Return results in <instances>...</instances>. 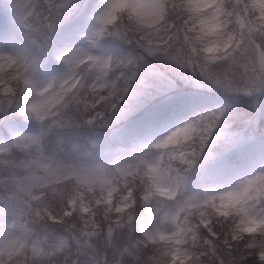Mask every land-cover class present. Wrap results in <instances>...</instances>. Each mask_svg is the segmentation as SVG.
Listing matches in <instances>:
<instances>
[{
    "label": "snow or ice",
    "instance_id": "1",
    "mask_svg": "<svg viewBox=\"0 0 264 264\" xmlns=\"http://www.w3.org/2000/svg\"><path fill=\"white\" fill-rule=\"evenodd\" d=\"M0 264H264V0H0Z\"/></svg>",
    "mask_w": 264,
    "mask_h": 264
}]
</instances>
